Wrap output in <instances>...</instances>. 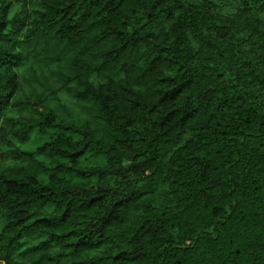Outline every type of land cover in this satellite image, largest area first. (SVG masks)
Instances as JSON below:
<instances>
[{"label":"trees","instance_id":"16d2710c","mask_svg":"<svg viewBox=\"0 0 264 264\" xmlns=\"http://www.w3.org/2000/svg\"><path fill=\"white\" fill-rule=\"evenodd\" d=\"M0 264H264V0H0Z\"/></svg>","mask_w":264,"mask_h":264}]
</instances>
